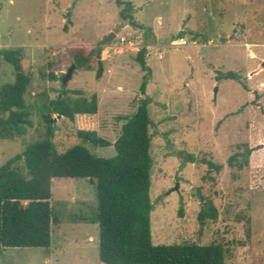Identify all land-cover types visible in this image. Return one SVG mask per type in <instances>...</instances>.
Masks as SVG:
<instances>
[{"label":"rangeland","instance_id":"rangeland-1","mask_svg":"<svg viewBox=\"0 0 264 264\" xmlns=\"http://www.w3.org/2000/svg\"><path fill=\"white\" fill-rule=\"evenodd\" d=\"M124 1L134 5L144 29L122 20L123 8L114 0H0V50L22 52L33 76L25 99L34 124L17 142L0 140V170L45 139L41 95L56 98L62 83L41 76H65L77 47H101L103 77L75 70L67 84L88 98L97 94L99 112L75 122L54 116L53 142L65 153L86 146L78 130L96 131L112 146L92 153L114 157L122 126L143 98L145 73L137 55L146 48L152 70L147 96L153 101L154 246L221 243L229 252L226 264H264V0ZM118 28L116 39L99 45ZM229 72L250 91L236 80H218ZM14 82V67L0 57V90ZM245 146L254 149L250 167H230L229 159ZM203 200H212L219 216L202 228ZM51 204L57 219L51 249H5L0 264H104L99 225L92 223L98 205L94 184L54 180Z\"/></svg>","mask_w":264,"mask_h":264},{"label":"trees","instance_id":"trees-1","mask_svg":"<svg viewBox=\"0 0 264 264\" xmlns=\"http://www.w3.org/2000/svg\"><path fill=\"white\" fill-rule=\"evenodd\" d=\"M122 7L121 18L132 27L142 28L134 17V5L114 0ZM70 16V15H69ZM67 30V27L65 28ZM76 70L94 72L99 80L104 75L101 47L72 51ZM147 49L137 55L145 73L141 85L143 98L137 111L127 118L121 135L114 144L116 155L103 158L91 149L111 147L112 143L96 131L78 130L77 137L86 146L60 153L54 144V116L75 122L78 116H95L99 112V96L86 97L81 90L61 88L56 98L42 93L39 113L46 125V137L31 143L24 152L10 160L0 178V252L9 248L43 249L52 247V227L56 223L52 202V184L57 179H92L97 195V214L92 223L99 225V257L104 264H226L229 252L225 245L188 243L154 246L152 241L151 156L153 124L147 96L152 70L147 63ZM0 57L15 69V82L0 90V140L19 141L34 127L32 112L25 95L33 82L26 72L20 49H2ZM51 82L62 80L56 74L42 75ZM236 80L250 91L241 78L229 72L218 80ZM258 98V94L255 93ZM253 148L245 146L229 159V165L240 171L250 167ZM216 170L221 167L210 163ZM219 211L212 200H203L199 214L201 227L216 221Z\"/></svg>","mask_w":264,"mask_h":264},{"label":"water","instance_id":"water-1","mask_svg":"<svg viewBox=\"0 0 264 264\" xmlns=\"http://www.w3.org/2000/svg\"><path fill=\"white\" fill-rule=\"evenodd\" d=\"M119 32H120V29L119 28L116 29L114 32L110 33L103 41H101L99 45L105 46L106 44L112 42L114 39L117 38ZM75 70H76V65L72 64V66L69 68L65 77L62 78V80H61L63 88H67V84L72 79ZM59 118H61V117L59 116ZM0 178H1V171H0ZM90 181L92 183H94V181L92 179H90Z\"/></svg>","mask_w":264,"mask_h":264},{"label":"built area","instance_id":"built-area-1","mask_svg":"<svg viewBox=\"0 0 264 264\" xmlns=\"http://www.w3.org/2000/svg\"><path fill=\"white\" fill-rule=\"evenodd\" d=\"M125 41H126L125 39H122V42H125ZM184 44H186V42Z\"/></svg>","mask_w":264,"mask_h":264}]
</instances>
